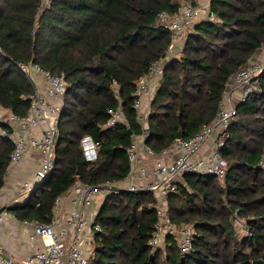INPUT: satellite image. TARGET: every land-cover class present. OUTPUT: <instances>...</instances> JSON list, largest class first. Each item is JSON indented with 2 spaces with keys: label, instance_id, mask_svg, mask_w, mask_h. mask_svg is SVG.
<instances>
[{
  "label": "trees",
  "instance_id": "obj_1",
  "mask_svg": "<svg viewBox=\"0 0 264 264\" xmlns=\"http://www.w3.org/2000/svg\"><path fill=\"white\" fill-rule=\"evenodd\" d=\"M180 0H0V106L23 116L34 84L18 63H37L67 81L59 112L53 168L22 203L20 219L48 223L55 198L74 180L118 181L129 170L126 148L139 134L132 107L139 78L165 55L170 41L159 13H174ZM216 21L195 23L178 57L168 60L149 104L145 142L155 151L189 138L213 120L226 82L264 42V0H210ZM260 91L237 105L220 147L224 180L184 173L167 194L172 222L193 226L192 248L182 253L170 237L151 251L155 223L151 191L108 193L93 222L94 248L87 264H252L264 261V68ZM120 104L127 124L106 126L108 108ZM0 188L13 141L0 121ZM99 141L87 161L84 135ZM250 234L237 235L232 213ZM153 253L151 257L150 254Z\"/></svg>",
  "mask_w": 264,
  "mask_h": 264
},
{
  "label": "built area",
  "instance_id": "obj_2",
  "mask_svg": "<svg viewBox=\"0 0 264 264\" xmlns=\"http://www.w3.org/2000/svg\"><path fill=\"white\" fill-rule=\"evenodd\" d=\"M209 1L180 0L174 13L161 11L158 15L160 22L169 32L170 41L165 55L151 61L147 73L136 83V97L132 107L140 133L132 135V140L126 148L129 165L127 175L118 181L97 183L74 180L68 191L55 198L50 222L22 220L23 225L29 229L27 239L30 242L40 239L42 245L22 258H15L4 255V247L0 243V264H87L93 252V233L100 230V226L93 222L97 211L91 207L96 200L102 201L108 193L118 194L122 190H147L154 195L155 223L148 239L151 251L163 247L167 237L174 240L182 253L191 250L194 239L193 226H179L171 221L166 196L174 192L180 182L183 183L184 173L212 174L223 182L226 161L219 149L228 138V126L236 115L237 105L244 102L251 93L260 91L259 79L264 68V61L252 56L239 66L226 82L215 117L193 136L176 138L172 145L160 151H155L145 142L148 135L149 104L159 86L164 65L170 60L169 56H172L175 50L180 51L179 47L183 46L196 22L217 20L210 10ZM49 3L50 0H41L39 9ZM260 48L264 49V42ZM18 65L34 84L30 105L23 116L6 111L0 106V121L11 129L13 149L9 166L24 161L30 150H38L39 159L32 178L24 180L21 184L22 196L28 197L34 186L47 178L53 168L58 116L63 108L68 84L63 74H50L37 63L21 62ZM35 77H40V82H36ZM107 112L109 117L106 126L127 124L120 104L108 108ZM0 133L5 132L0 129ZM210 137L211 143L203 150V144ZM81 145L85 159L95 160L99 141L86 134L82 137ZM14 203H0V222L11 216L10 207ZM88 218L92 219L90 225ZM234 220L240 226L238 228L235 225V228L240 230L241 235L250 234L243 217L237 216Z\"/></svg>",
  "mask_w": 264,
  "mask_h": 264
},
{
  "label": "crops",
  "instance_id": "obj_3",
  "mask_svg": "<svg viewBox=\"0 0 264 264\" xmlns=\"http://www.w3.org/2000/svg\"><path fill=\"white\" fill-rule=\"evenodd\" d=\"M252 57H258L261 61L264 60V49H257ZM211 141L212 138H208L206 143L203 144L202 149H207ZM38 159V150L32 149L29 151V156H26L20 164L9 166L4 183L0 188V203L15 202L16 204L26 200L27 197L21 194L23 190L21 184L24 180L32 178ZM101 203V200H96L94 203L93 206H96V211H98ZM22 220L16 215L15 211L11 210V216L7 217L5 221L0 222V243L4 247V255L22 258L36 249V247L42 245L40 239L33 242L27 239L29 229L23 225Z\"/></svg>",
  "mask_w": 264,
  "mask_h": 264
},
{
  "label": "rangeland",
  "instance_id": "obj_4",
  "mask_svg": "<svg viewBox=\"0 0 264 264\" xmlns=\"http://www.w3.org/2000/svg\"><path fill=\"white\" fill-rule=\"evenodd\" d=\"M197 23V22H196ZM182 47L183 46H180L179 47V52L177 51V50H175L174 51V54L172 55V56H169V59L171 60V59H173L174 57H178L179 55H180V53H181V49H182ZM254 54V53H253ZM253 54H252V56H253ZM256 59H258L259 60V58L257 57ZM261 61V60H260ZM262 61H264V60H262ZM36 82H40V78L39 77H35V79H34ZM222 183V182H221ZM93 210H95L96 211V206H92L91 207ZM238 216V218H241V216L240 215H238L237 213L235 214V212H233L232 213V218H233V224L234 225H236L238 228H240V226H239V224H238V222L237 221H235L234 219L236 218ZM88 223H89V225L92 223V219L91 218H88ZM94 232V231H93ZM237 235L238 236H241V232H240V230H238L237 229ZM93 246H94V242H93V244H92Z\"/></svg>",
  "mask_w": 264,
  "mask_h": 264
},
{
  "label": "water",
  "instance_id": "obj_5",
  "mask_svg": "<svg viewBox=\"0 0 264 264\" xmlns=\"http://www.w3.org/2000/svg\"><path fill=\"white\" fill-rule=\"evenodd\" d=\"M136 97V95H134ZM181 137L180 134H176V138ZM150 256H153V253L150 254ZM252 264H264V261L261 259H255L252 261Z\"/></svg>",
  "mask_w": 264,
  "mask_h": 264
}]
</instances>
